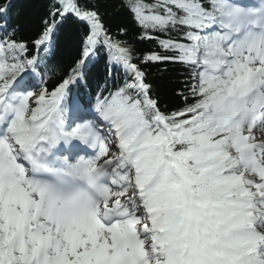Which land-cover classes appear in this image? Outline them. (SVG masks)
<instances>
[{
  "label": "snow or ice",
  "instance_id": "snow-or-ice-1",
  "mask_svg": "<svg viewBox=\"0 0 264 264\" xmlns=\"http://www.w3.org/2000/svg\"><path fill=\"white\" fill-rule=\"evenodd\" d=\"M38 2L0 0V264H264V0Z\"/></svg>",
  "mask_w": 264,
  "mask_h": 264
},
{
  "label": "trees",
  "instance_id": "trees-1",
  "mask_svg": "<svg viewBox=\"0 0 264 264\" xmlns=\"http://www.w3.org/2000/svg\"><path fill=\"white\" fill-rule=\"evenodd\" d=\"M13 2V19L18 21L22 26V33L27 36V34L34 28L35 24L38 21V18L41 14L40 5L38 0H12ZM105 4V7L101 9V12L104 13H114L117 11V8L113 5L116 0H101ZM18 13V15H16ZM122 19V16H116L113 21H106L107 23H113L115 20ZM75 28V25L69 24L65 29V34L71 32ZM129 40L130 43L137 49V54H140L144 49L148 48L147 43H133L135 36L134 30H129V35L125 37ZM57 62L60 65H64L68 62L67 54H63L57 57ZM103 73V61L100 62L95 68L92 69L90 74V83L94 85L95 80ZM173 78L172 75H163L158 72L155 68L149 70V79H151L160 89L165 98H171L170 89L173 87L169 84V80Z\"/></svg>",
  "mask_w": 264,
  "mask_h": 264
},
{
  "label": "bare ground",
  "instance_id": "bare-ground-1",
  "mask_svg": "<svg viewBox=\"0 0 264 264\" xmlns=\"http://www.w3.org/2000/svg\"><path fill=\"white\" fill-rule=\"evenodd\" d=\"M127 46V45H126ZM127 47H129V46H127ZM129 48H131V47H129Z\"/></svg>",
  "mask_w": 264,
  "mask_h": 264
}]
</instances>
